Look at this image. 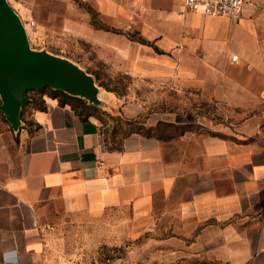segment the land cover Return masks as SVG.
Masks as SVG:
<instances>
[{
  "label": "crops",
  "instance_id": "obj_1",
  "mask_svg": "<svg viewBox=\"0 0 264 264\" xmlns=\"http://www.w3.org/2000/svg\"><path fill=\"white\" fill-rule=\"evenodd\" d=\"M83 1L150 42L95 28L84 11L61 19L108 72L131 81L117 92L85 69L98 86L93 105L133 122L116 128L113 148L109 123L47 93L17 130L0 111V264H64L55 226L82 219L103 222L107 240L167 226L170 239H192L199 258L185 264H264V0H247L236 19L182 0ZM192 93L248 113L206 126L179 113L176 98ZM165 123L190 127L170 136L129 129Z\"/></svg>",
  "mask_w": 264,
  "mask_h": 264
},
{
  "label": "rangeland",
  "instance_id": "obj_2",
  "mask_svg": "<svg viewBox=\"0 0 264 264\" xmlns=\"http://www.w3.org/2000/svg\"><path fill=\"white\" fill-rule=\"evenodd\" d=\"M18 13L27 31L29 44L36 49L45 48L48 51L62 55L76 62L96 77V82L104 83L117 92L122 91L131 82L127 75L110 73L104 62L97 58L95 49L90 44L61 28L62 16L77 11L87 12L83 0H8ZM93 9L96 19H100L96 9ZM34 20L33 27L27 25ZM103 22V21H102ZM140 86V94L144 95L147 87ZM152 97V96H151ZM153 98V97H152ZM178 108H186L179 113L184 118L202 121L206 126L216 123L230 126L236 119L248 112L234 111L230 106L218 102L201 101L194 95L178 96ZM179 111V110H178ZM258 114L264 111L256 112ZM24 117H28L26 112ZM101 119L109 124L110 116L102 115ZM27 120V118H26ZM60 253L58 258L64 264H185L199 256L190 251L188 238H169L173 232L165 226L164 231L154 229L152 224L144 226L140 232L124 239L107 240L104 237L105 224L97 220H80L60 222L55 226Z\"/></svg>",
  "mask_w": 264,
  "mask_h": 264
},
{
  "label": "water",
  "instance_id": "obj_3",
  "mask_svg": "<svg viewBox=\"0 0 264 264\" xmlns=\"http://www.w3.org/2000/svg\"><path fill=\"white\" fill-rule=\"evenodd\" d=\"M43 87L100 103L93 75L67 57L31 47L20 16L8 0H0V111L13 130L21 124L26 92Z\"/></svg>",
  "mask_w": 264,
  "mask_h": 264
},
{
  "label": "trees",
  "instance_id": "obj_4",
  "mask_svg": "<svg viewBox=\"0 0 264 264\" xmlns=\"http://www.w3.org/2000/svg\"><path fill=\"white\" fill-rule=\"evenodd\" d=\"M83 5L88 9V11L90 13V16H91L90 17V23L92 24L93 27L102 28V29H106V30H112L114 32H122L131 40H134V41H137L140 43H150L149 41L142 38L139 35V33L136 31H122L118 28L111 27V26L105 24L104 22L96 19L95 14L92 11L93 8L86 2H83ZM153 47L156 51H159L155 46H153ZM99 83L102 84L104 87L109 89V87H107L104 83H101V82H99ZM41 93H47L48 95H50L52 97H56L60 103H63V102L70 103V105L72 106L74 111L77 114H79L80 116H82V118H85L86 116H88L90 114L97 116L99 119H101V116L105 115V114L110 116L113 123L110 124V126H107L105 128V133H106L105 142L107 144L109 142L110 143L109 146H111L113 148H119L120 147L119 142L116 141L114 138V134H115L114 132H115L116 128L118 126H121L123 123H127V124L131 125V123L133 122L132 120L123 119L119 116H112L108 112L101 111L95 105L87 104L86 100L83 98L72 96V95H69V94L63 92L62 90L51 89L49 87H43V88L38 89V90L27 91L26 95L30 99L28 100V102H26L22 105L21 110H20V114L25 110V108H27V105L29 103H32L35 108L44 109L45 108L44 101L41 98V96H39V94H41ZM105 123L106 122H104V124ZM189 127H190L189 124L178 125V124L165 123L161 129L157 128V131L160 132V130H161V133H157V131H155L153 127H147V128L137 127L136 124L133 125L132 127H129V129H131V130L132 129H139V131H142L146 135H155V134L161 135V134H163L164 136H170V135H175L177 132H180L183 129H186Z\"/></svg>",
  "mask_w": 264,
  "mask_h": 264
},
{
  "label": "built area",
  "instance_id": "obj_5",
  "mask_svg": "<svg viewBox=\"0 0 264 264\" xmlns=\"http://www.w3.org/2000/svg\"><path fill=\"white\" fill-rule=\"evenodd\" d=\"M183 6L189 11H200L208 16H224L236 19L242 12L247 0H182ZM34 20H29L27 25L33 27ZM238 59L236 54L231 56V61Z\"/></svg>",
  "mask_w": 264,
  "mask_h": 264
}]
</instances>
